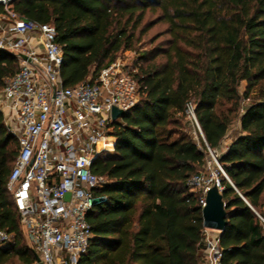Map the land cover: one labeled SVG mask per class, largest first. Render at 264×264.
Returning <instances> with one entry per match:
<instances>
[{
	"label": "trees",
	"instance_id": "obj_1",
	"mask_svg": "<svg viewBox=\"0 0 264 264\" xmlns=\"http://www.w3.org/2000/svg\"><path fill=\"white\" fill-rule=\"evenodd\" d=\"M12 8L55 25L65 86L127 50L142 62L140 100L114 124L115 152L92 165L106 180L93 189V238L79 264H201L202 192L189 180L210 175L209 162L217 168L209 147L232 181L220 172L222 263L264 264V0H13ZM19 65L0 49L1 90ZM19 146L0 109V229L13 239L0 245V264L38 261L8 188Z\"/></svg>",
	"mask_w": 264,
	"mask_h": 264
},
{
	"label": "built area",
	"instance_id": "obj_2",
	"mask_svg": "<svg viewBox=\"0 0 264 264\" xmlns=\"http://www.w3.org/2000/svg\"><path fill=\"white\" fill-rule=\"evenodd\" d=\"M12 1L0 0V49L15 52L20 60L18 72L0 92V109L20 142L8 188L41 259L35 264H79L93 238L88 221L93 189L106 180L92 165L115 152L114 124L122 117L114 120L112 111L116 107L127 112L140 100L136 72L142 62L127 50L96 77L65 86L55 25L21 17ZM187 113L203 135L191 102ZM209 151L217 168L209 162L210 175L201 172L189 180L201 190L203 206L210 187L218 184L223 190L220 172L232 183L215 150ZM213 232L217 230L204 231V264H223L220 237ZM10 239L0 229V243Z\"/></svg>",
	"mask_w": 264,
	"mask_h": 264
},
{
	"label": "water",
	"instance_id": "obj_3",
	"mask_svg": "<svg viewBox=\"0 0 264 264\" xmlns=\"http://www.w3.org/2000/svg\"><path fill=\"white\" fill-rule=\"evenodd\" d=\"M24 59L27 56L23 55ZM125 111L113 108L112 117L114 120L123 117ZM203 225L205 228L223 232L227 226V209L223 198V192L218 184L210 187L206 194L205 204L202 208ZM38 261L41 262L37 255Z\"/></svg>",
	"mask_w": 264,
	"mask_h": 264
},
{
	"label": "rangeland",
	"instance_id": "obj_4",
	"mask_svg": "<svg viewBox=\"0 0 264 264\" xmlns=\"http://www.w3.org/2000/svg\"><path fill=\"white\" fill-rule=\"evenodd\" d=\"M164 28V26H157L155 27L154 29H152L148 36L146 37V40H149L151 36H153L154 34H156L158 31L162 30ZM150 43L149 41L141 44V47L139 49V52H143L144 50L150 48ZM243 87V86H242ZM0 92H1V89H0ZM246 102V101H244ZM238 126H239V121H237L233 127L230 129L228 135L225 137L224 141H223V147H222V150H225L226 147L228 146V144L232 141L233 137L235 136L236 132H237V129H238ZM198 138V136H197ZM217 155V154H216ZM218 158V156H217ZM219 160V159H218ZM221 164V163H220ZM215 167L212 166V169H214ZM66 198L68 199L69 198V195L66 196ZM13 242V239H10L9 241L5 242V243H0L1 246H9L11 245ZM16 263L14 264H20L18 260H15Z\"/></svg>",
	"mask_w": 264,
	"mask_h": 264
},
{
	"label": "crops",
	"instance_id": "obj_5",
	"mask_svg": "<svg viewBox=\"0 0 264 264\" xmlns=\"http://www.w3.org/2000/svg\"><path fill=\"white\" fill-rule=\"evenodd\" d=\"M213 233H215L214 235H218L220 237L222 232L221 231H217V232H213ZM202 257H203V260H201L202 261L201 264H204L205 251H203Z\"/></svg>",
	"mask_w": 264,
	"mask_h": 264
}]
</instances>
